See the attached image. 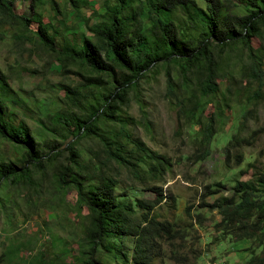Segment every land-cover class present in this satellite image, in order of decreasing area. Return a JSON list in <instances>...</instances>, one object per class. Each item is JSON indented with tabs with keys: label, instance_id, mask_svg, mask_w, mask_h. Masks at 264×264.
I'll return each mask as SVG.
<instances>
[{
	"label": "trees",
	"instance_id": "obj_1",
	"mask_svg": "<svg viewBox=\"0 0 264 264\" xmlns=\"http://www.w3.org/2000/svg\"><path fill=\"white\" fill-rule=\"evenodd\" d=\"M66 1L72 9L82 2ZM28 2L34 14L43 4L58 13L56 0ZM29 22L28 16L14 11L13 0H0V39L5 35L2 30H8L13 40L51 56L59 71L76 69L81 81L62 82L55 95L33 97L31 109L13 92L0 99V141L12 149L11 156L0 153V207L8 193L39 186L49 175L56 183L54 197L59 199L73 188V206L77 212L84 207L87 217L81 220L80 242L70 262L54 263L38 251L27 263L152 264L159 257V241H168L178 232L170 222L151 214L164 198L156 184L171 161L134 135L128 127L133 119L120 106L132 96L141 107L139 83L150 76L156 81L161 73L164 95L177 117L198 128L192 142L193 159L199 161L208 156L228 106L215 98L216 85L231 93L244 81L242 91L251 107L240 110L222 146L227 171L231 157L241 164L242 155L235 150L254 142L257 130L242 133L254 105L264 97V0H201V4L196 0H102V12L86 25L87 32L70 33L57 45L47 33L31 30ZM252 38L261 42L258 51L252 48ZM7 86L0 71V91ZM210 86L214 90L209 91ZM208 102L214 111L205 117ZM17 106L34 114V130L23 119L10 120L15 114L10 109ZM68 137H87L94 143L60 148L57 139ZM63 151H67L65 162ZM121 171L134 182L150 184L148 190L155 197L133 196V185L119 183ZM214 194L211 202L201 204L219 214L217 231L237 240L256 239L262 248L246 264H264V168L246 180L233 179L229 186L218 181L203 187L202 196ZM169 199L174 201L171 195ZM17 251V245L10 244L0 253V264H18Z\"/></svg>",
	"mask_w": 264,
	"mask_h": 264
},
{
	"label": "rangeland",
	"instance_id": "obj_2",
	"mask_svg": "<svg viewBox=\"0 0 264 264\" xmlns=\"http://www.w3.org/2000/svg\"><path fill=\"white\" fill-rule=\"evenodd\" d=\"M196 1L201 4V0ZM56 2L57 14L53 13L48 4L38 9L39 14H34L28 0H13V9L28 16L29 28L47 33L48 40L55 45L70 33L77 35L87 32L86 25L97 20L102 12V0H82L77 9H72L66 0ZM2 31L5 35L0 39V71L8 86L0 91L1 100L13 92L16 97L24 99L31 109L33 97L55 95L61 88L60 83L81 81L80 76L74 72L76 69L59 71L51 56L42 49L34 48L27 42L15 41L8 30ZM251 45L254 51H258L261 42L252 38ZM156 79L154 81L150 76L148 81L139 83L137 89L141 94V107L132 96L127 105L120 106L122 113L133 119V124L128 127L134 135L171 161L170 169L156 184L164 198L151 214L157 220L170 222L178 232L168 241H159V257L152 264H246L252 254L260 252L261 245L256 239L237 240L217 231L215 223L220 219L219 214L201 204L202 201L211 202L217 194L202 196V193L205 185L213 187V183L219 181L229 186L233 179L246 180L253 172L264 168V97L254 105L242 133L257 130V136L251 145L235 150L242 155L243 160L236 165L234 157H231L228 160L230 171H227L222 146L231 135L240 110L251 107L242 91L245 82L234 86L231 93L226 92L220 83L216 85L215 98L220 104L227 103L228 106L224 107L218 124L219 131L213 137L208 156L195 161L192 139L198 128L191 123L184 124L177 117L164 95L161 73ZM210 87L209 91L214 90V87ZM262 92L264 95V85ZM53 107L58 110L59 104L54 101ZM10 111L15 113L11 115V121L23 119L31 130L37 127L32 119L35 116L30 110H22L17 106ZM213 111L212 103L208 102L203 115L208 117ZM60 116L66 122L65 114L61 113ZM116 126L113 122L112 128ZM57 141H60V148L67 144L87 147L94 143L87 137L58 138ZM46 150L44 147L43 151ZM0 153L11 156L12 149L0 141ZM66 155L67 151H63L61 159L64 162ZM45 176L39 186L18 188L8 193L0 207V253L10 244L17 245L14 260L18 264H28L31 256L38 251H42L44 257L54 263L70 262L76 243L80 242V224L87 217L86 209L81 207L78 212L75 210L73 188L67 189L59 199L54 197L55 180L49 175ZM117 177L120 185L130 184L135 187L133 196L147 200L155 197L154 192L148 190L150 184L134 182L123 171ZM222 193L227 192L222 190ZM170 195L174 201L169 199Z\"/></svg>",
	"mask_w": 264,
	"mask_h": 264
}]
</instances>
